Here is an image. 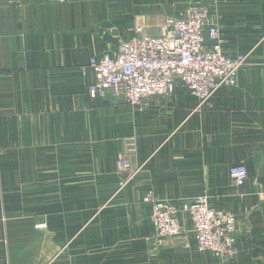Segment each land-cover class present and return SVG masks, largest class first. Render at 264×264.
I'll return each mask as SVG.
<instances>
[{
	"label": "crops",
	"instance_id": "0c3cea01",
	"mask_svg": "<svg viewBox=\"0 0 264 264\" xmlns=\"http://www.w3.org/2000/svg\"><path fill=\"white\" fill-rule=\"evenodd\" d=\"M191 5L211 9L227 56L248 57L234 87L203 108L181 85L139 107L90 97L93 58ZM129 142L138 173L121 188ZM150 191L208 194L238 219L230 264H264V0H0V264H222L192 235L156 240Z\"/></svg>",
	"mask_w": 264,
	"mask_h": 264
},
{
	"label": "built area",
	"instance_id": "2783aa9c",
	"mask_svg": "<svg viewBox=\"0 0 264 264\" xmlns=\"http://www.w3.org/2000/svg\"><path fill=\"white\" fill-rule=\"evenodd\" d=\"M19 1L12 0L15 4ZM228 43L211 9L191 5L180 16L167 18L159 36H148L138 27L131 39L120 41L113 57L93 58L89 67L96 81L90 85L89 95L94 100L111 97L139 107L149 98L171 95L181 85L198 99V108L209 106L221 88L237 84L238 73L248 59L227 56L224 48ZM134 151V143L129 142L118 159L117 173L124 177L121 188L138 173L131 162ZM229 176L232 185L240 188L248 179L247 167L232 166ZM144 201L152 206L150 223L157 241L180 237L179 215L183 212L192 221L198 251L209 253L222 264L235 260L237 216L213 207L208 194L178 205L159 200L150 191Z\"/></svg>",
	"mask_w": 264,
	"mask_h": 264
},
{
	"label": "rangeland",
	"instance_id": "374dc122",
	"mask_svg": "<svg viewBox=\"0 0 264 264\" xmlns=\"http://www.w3.org/2000/svg\"><path fill=\"white\" fill-rule=\"evenodd\" d=\"M210 197V196H209ZM234 213V212H233ZM182 216H186L187 218H188V220H190L189 219V214H187V213H183V212H181L180 213V215H179V217L181 218ZM184 227V226H183ZM186 229V230H185ZM182 234H187V235H192L193 237H194V234H193V227H189V228H183L182 230ZM155 234V233H154ZM163 241H166V240H163ZM168 242H171L170 240H167Z\"/></svg>",
	"mask_w": 264,
	"mask_h": 264
}]
</instances>
